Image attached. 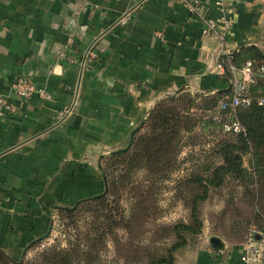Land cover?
Listing matches in <instances>:
<instances>
[{
  "label": "crops",
  "instance_id": "1",
  "mask_svg": "<svg viewBox=\"0 0 264 264\" xmlns=\"http://www.w3.org/2000/svg\"><path fill=\"white\" fill-rule=\"evenodd\" d=\"M199 1L208 19L232 21L223 46L180 0H0V97L16 111L0 120V250L15 262L57 210L104 193L101 157L127 149L157 103L225 93L222 58L264 52V0ZM22 77L53 99L17 97ZM213 239L207 224L176 264H242L243 243Z\"/></svg>",
  "mask_w": 264,
  "mask_h": 264
},
{
  "label": "trees",
  "instance_id": "2",
  "mask_svg": "<svg viewBox=\"0 0 264 264\" xmlns=\"http://www.w3.org/2000/svg\"><path fill=\"white\" fill-rule=\"evenodd\" d=\"M220 63L226 69L228 91L204 97L182 93L157 103L127 150L102 159L104 193L73 208L57 210L54 227L59 222L66 229L63 234L68 246L55 245L28 259V253L45 239L41 240L28 249L22 262L0 250V264H176L180 254L199 245L201 239L194 238L204 233L205 206L209 208L211 236L220 243H244L252 229L263 231L264 52L244 47ZM248 63L253 64L255 75L243 97L251 99L250 105L219 110L220 103L229 104L234 96L232 68L241 70ZM234 121L244 132L224 130ZM171 182L175 185L173 199L183 204L189 217L157 226L162 219L159 196ZM92 206L101 208L88 210L96 221L80 225L85 217L80 219L82 212ZM133 228L143 232L142 240L135 243L130 239L127 246L145 251V260L109 259V244L117 250L122 237L129 238ZM156 231L166 233L162 245L167 248L158 256L144 245Z\"/></svg>",
  "mask_w": 264,
  "mask_h": 264
},
{
  "label": "built area",
  "instance_id": "3",
  "mask_svg": "<svg viewBox=\"0 0 264 264\" xmlns=\"http://www.w3.org/2000/svg\"><path fill=\"white\" fill-rule=\"evenodd\" d=\"M144 1V0H143ZM182 6L190 13L192 19L200 21L205 25L204 34H214L221 44L224 45L225 40L232 28V21L223 16L219 20L213 21L207 18L204 13V9L199 0H180ZM73 45V41L70 40L66 50ZM62 58L67 59V53H62ZM86 58H97L94 49L91 47L85 55ZM217 71L220 75L226 74L224 65L218 63ZM234 74V96L231 103H220L219 110H226L228 106L235 109L237 107H247L251 103L249 97H243V94L247 86L252 82L255 72L252 63H248L243 69L235 70L232 68ZM12 90L14 94L21 99H29L35 95H38L42 99L52 100L53 96L48 93L46 89L38 88L33 79L29 77H22L17 79L13 85ZM71 109H68V113ZM15 107L10 103L8 97H0V120L6 118L9 115L14 114ZM217 119V118H216ZM226 132H233L235 134L244 132L243 127L239 122L234 121L224 126ZM244 251L241 254L240 261L242 264H264V230L258 231L252 229L244 243Z\"/></svg>",
  "mask_w": 264,
  "mask_h": 264
},
{
  "label": "rangeland",
  "instance_id": "4",
  "mask_svg": "<svg viewBox=\"0 0 264 264\" xmlns=\"http://www.w3.org/2000/svg\"><path fill=\"white\" fill-rule=\"evenodd\" d=\"M129 147V146H128ZM246 166H249L248 161L246 162ZM140 184L142 185H146L145 183L141 182ZM175 187V185L171 182V183H167L165 185V188L163 189V191L160 193L159 196V206L161 208V212H160V216L162 215V219L160 220V222L157 223V226L161 225V226H168L171 225L175 222H178L179 220H184L187 219L189 217V213L187 211V209L183 206V204L176 200L173 199V195L172 193V188ZM217 201V200H214ZM125 206H126V202H124ZM216 207H222V204H217V202H214ZM217 208V209H219ZM114 209L116 210L117 207L115 206ZM216 209V208H215ZM88 210H92V211H101V208L97 207V206H92L90 208H85L84 211L81 214L80 219L83 217L84 219H82L79 224L84 226L87 222L91 223L93 221H96L93 213L89 214ZM127 211L129 210V206L126 207ZM202 216L204 218V220L206 221V225L209 224L208 219L210 218L209 215V208L208 206L202 209ZM212 211V210H211ZM216 211V210H215ZM151 214H154V212H149ZM97 214V213H96ZM94 214V215H96ZM158 216V215H157ZM65 228L62 227V224L60 225V223L58 222L55 227L54 230H52V232L50 233V235L48 236V238H46L42 243H40L38 245V247L34 248L33 250H31L28 255L27 258L28 259H32L34 258L38 253L42 252L43 250H47L50 249L51 247L55 246V245H64V246H68V238L64 236L63 231ZM66 230V229H65ZM142 233H139V229L138 228H133V232L132 235L127 238V236H123L122 237V243L119 245V248L116 250L115 246L113 243H110V249H111V253L108 254V258L109 259H118L116 256L118 257H122V259H131V260H137V259H141L144 258L145 255H147V253L145 251H138V249H129L127 246V243L130 242V239H132L131 241L135 240V243H140V241L142 240ZM166 233L164 232H152V236H150L148 238V242L145 243L144 245L147 246L148 248H146L147 251H150L151 253L154 254V256H158L164 253V249L167 248V246L162 245V241H164V238ZM204 238V233L199 236L194 238L195 240L197 239H203ZM24 260V259H23ZM22 260V261H23ZM145 260V258H144Z\"/></svg>",
  "mask_w": 264,
  "mask_h": 264
},
{
  "label": "water",
  "instance_id": "5",
  "mask_svg": "<svg viewBox=\"0 0 264 264\" xmlns=\"http://www.w3.org/2000/svg\"><path fill=\"white\" fill-rule=\"evenodd\" d=\"M144 123H145V120L143 121L142 126L144 125ZM142 126H141V127H142ZM141 127H139L137 130L133 131V133L131 134V138H130L131 141H130L129 146L131 145V142H132V140L134 139L135 134L141 129ZM126 150H127V149L119 150V151H115L114 153L119 154V153H122V152H124V151H126ZM101 158L103 159L104 156H102ZM219 243H220L219 240H217V239H213V245H214V246H218ZM21 262H22V261H21Z\"/></svg>",
  "mask_w": 264,
  "mask_h": 264
}]
</instances>
